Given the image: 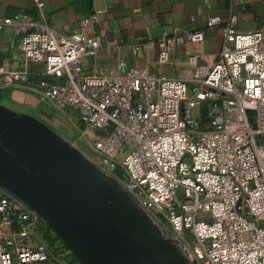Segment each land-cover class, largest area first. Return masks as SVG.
I'll list each match as a JSON object with an SVG mask.
<instances>
[{
  "label": "built area",
  "instance_id": "2783aa9c",
  "mask_svg": "<svg viewBox=\"0 0 264 264\" xmlns=\"http://www.w3.org/2000/svg\"><path fill=\"white\" fill-rule=\"evenodd\" d=\"M91 20L58 33L22 14L0 17L27 62L41 66L0 75V86L39 92L43 101L72 111L96 135L94 161L121 173L125 189L167 225L189 264H264V27L224 30L217 61L190 54L192 86L149 66L118 63L104 77L83 67L101 48ZM220 18L208 19V27ZM204 32L176 28L155 42L128 45L133 57L167 65L177 46ZM0 264H76L49 221L0 186Z\"/></svg>",
  "mask_w": 264,
  "mask_h": 264
},
{
  "label": "crops",
  "instance_id": "0c3cea01",
  "mask_svg": "<svg viewBox=\"0 0 264 264\" xmlns=\"http://www.w3.org/2000/svg\"><path fill=\"white\" fill-rule=\"evenodd\" d=\"M17 14L38 26L65 34L76 31L82 18L90 19L87 32L99 36L101 42L97 52L83 58V67L90 73L111 77L118 73V63L122 60L137 66L147 65L155 74L184 79L192 86L193 70L187 63L188 55H198L199 65H213L222 48L225 29L237 34L264 27V0H0V17ZM211 17L220 18L221 23L208 27ZM176 28L203 31L204 39L177 46L167 65L155 63L156 47L148 61L140 53L133 57L127 47L139 40L155 42ZM21 70L39 77L41 66L24 59L17 38L7 28L0 32V75ZM0 105L55 132L105 173L95 164L92 145L90 161L63 134L61 129L66 127L73 129L76 124L82 127L72 111L43 101L36 90L18 86H0Z\"/></svg>",
  "mask_w": 264,
  "mask_h": 264
},
{
  "label": "water",
  "instance_id": "95a60500",
  "mask_svg": "<svg viewBox=\"0 0 264 264\" xmlns=\"http://www.w3.org/2000/svg\"><path fill=\"white\" fill-rule=\"evenodd\" d=\"M0 186L45 217L82 264L89 257L101 264H178L136 224L132 232L123 227L114 193L93 163L55 132L2 105ZM106 207L108 219L101 221Z\"/></svg>",
  "mask_w": 264,
  "mask_h": 264
},
{
  "label": "rangeland",
  "instance_id": "374dc122",
  "mask_svg": "<svg viewBox=\"0 0 264 264\" xmlns=\"http://www.w3.org/2000/svg\"><path fill=\"white\" fill-rule=\"evenodd\" d=\"M53 125L58 126L52 122ZM70 127V126H69ZM65 137L92 161L91 140L94 138L92 130L75 125L72 129H61ZM84 140V141H83ZM110 189L114 193V206L117 208L115 216L128 231H136L135 224L139 230L148 238L157 242L165 250L172 251L178 264H189V262L180 254L178 248L171 240V232L165 222L152 210L144 207L136 196L125 189L123 178L119 171L114 174H103ZM108 199L107 197H105ZM183 258V259H182ZM74 262L81 264L75 257Z\"/></svg>",
  "mask_w": 264,
  "mask_h": 264
},
{
  "label": "trees",
  "instance_id": "16d2710c",
  "mask_svg": "<svg viewBox=\"0 0 264 264\" xmlns=\"http://www.w3.org/2000/svg\"><path fill=\"white\" fill-rule=\"evenodd\" d=\"M99 215L102 216L101 221H103L105 218L108 219L107 216L109 215V208L106 207V211H105V212H102V211H101V213H99Z\"/></svg>",
  "mask_w": 264,
  "mask_h": 264
},
{
  "label": "flooded vegetation",
  "instance_id": "af4514ba",
  "mask_svg": "<svg viewBox=\"0 0 264 264\" xmlns=\"http://www.w3.org/2000/svg\"><path fill=\"white\" fill-rule=\"evenodd\" d=\"M82 264V263H81ZM88 264H101L99 262H97L94 258H90L88 259Z\"/></svg>",
  "mask_w": 264,
  "mask_h": 264
}]
</instances>
